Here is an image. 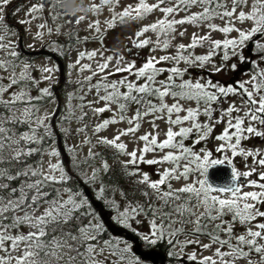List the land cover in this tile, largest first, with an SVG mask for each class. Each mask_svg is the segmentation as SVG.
Returning a JSON list of instances; mask_svg holds the SVG:
<instances>
[{"label": "snow or ice", "instance_id": "obj_1", "mask_svg": "<svg viewBox=\"0 0 264 264\" xmlns=\"http://www.w3.org/2000/svg\"><path fill=\"white\" fill-rule=\"evenodd\" d=\"M76 2L78 6L69 12L62 0H36L28 7L27 18L18 22L29 26L26 31L33 41L67 56L68 76L75 72L79 77L70 81L76 89L67 95L60 130L65 136L73 131L83 136L68 151L85 184L95 186V199L107 205L115 213L111 219L131 229L149 252L166 241L173 249L169 256H183L190 264H264V149L245 143L264 139V0ZM10 3L0 0V264H148L147 253L134 255L132 243L108 234L90 199L69 186L72 177L61 162V152L49 143L54 113L40 110L42 102L55 101L54 89L51 83L38 87L43 81L59 83V67L23 58L20 40L9 39L18 37L17 31L4 23ZM105 11L109 15L101 20ZM157 12L159 17L127 37L133 59L104 45L108 31L140 23ZM184 25L203 34L193 32L189 43H174L186 36ZM212 33L222 38L214 39ZM60 37L67 38L65 43H60ZM89 41H98L100 47L83 49ZM27 47L43 50L34 44ZM145 48L149 55L140 57L139 50ZM197 48L206 51L196 54ZM73 51L75 60L70 57ZM157 51L164 54L157 56ZM232 59L250 65L244 73L248 79L224 84L210 75L185 78L190 77V69L211 75L229 68L235 72L238 64H228ZM34 70L39 78L33 76ZM86 71L90 74L82 75ZM33 88L38 89L35 96ZM89 95L92 99H86ZM132 105L135 110L129 116ZM106 112L110 116L100 119ZM73 121L78 125L74 130ZM157 121H163L166 130L159 129ZM144 122L151 130L137 136ZM120 123L127 127L116 130L112 138L99 135ZM221 124L214 151L222 156L213 158V150L196 146L206 145ZM126 136L136 145L131 151L122 140ZM189 140L191 144L186 143ZM85 146L86 155L78 158L77 149ZM97 146L113 150L114 158L127 157L117 163L134 186L131 195L142 196V201L129 200V193L104 183L102 177L111 165L95 150ZM238 156L243 158L244 170L234 165ZM141 164L158 166V178L152 179ZM217 166L230 170L229 183L209 182V170ZM181 181L180 187L174 186L173 182ZM109 191L119 192L126 202L123 207L109 198ZM141 218H148L146 232L133 227ZM237 224L243 228L239 234ZM191 246L194 250L185 252Z\"/></svg>", "mask_w": 264, "mask_h": 264}, {"label": "rangeland", "instance_id": "obj_2", "mask_svg": "<svg viewBox=\"0 0 264 264\" xmlns=\"http://www.w3.org/2000/svg\"><path fill=\"white\" fill-rule=\"evenodd\" d=\"M34 2H36V0H12V3H10L8 5V7H7L6 11H5V21H4V23L6 25H8L10 29H14L18 33V37H13V36L10 35L9 39L16 40L18 38L20 40V48L24 49L26 51H32V50H29L27 46L29 44H34L35 48H37V49L43 48L44 51L51 52L48 48L43 47L40 44V42L33 41L31 39V37L28 35V33L26 31V29L29 27L28 25H22V24H20L18 22L21 19L27 18L26 17L27 9ZM85 2L87 3V0H85ZM135 2H136V0H122V3L125 4V5L128 4V3H135ZM17 8L20 9L19 12H16ZM119 10L120 9L117 8V11H119ZM195 10L196 9H192V11H195ZM45 15H47V13H45ZM108 15H109V13L107 11H105L99 18L101 20H103ZM160 15L161 14L157 12V13H154V14L148 16L146 19H144L140 23H132V24H129V25H126V26H117L114 30H110V31L107 32L106 38L103 41L104 45H106L109 50L116 49L127 60L133 59V56L129 55L128 49L131 48V44H130L129 40L127 39V37L132 35L135 32V30H137L142 24H148L150 22H153ZM38 22L39 21H37L36 23H38ZM215 22L216 23H220L219 20H216ZM49 23H51V21H49ZM183 27L187 28L186 36L184 38H182V39L181 38H177V40L174 41V43H180V42H183L185 44L189 43L190 36H191V34L193 32H197V33L203 34L201 29L195 28L193 26L184 25ZM80 28L82 29L81 32H80V35L84 36L86 34L85 31H83V29L85 28V25L82 24L80 26ZM32 31L33 32L36 31L35 23L32 25ZM148 35L152 36V39H155L154 34L149 33ZM231 35L235 36L236 33H232ZM212 37L214 39L222 38L221 34H219V33H212ZM53 38H55V37H53ZM60 38H64V37H60ZM99 47H100V43L98 41H89V42H87L86 44H84L82 46L83 49H87V50H92V49H96V48H99ZM169 51H174V49H170ZM205 51H206L205 48H197V49H195V53L196 54H203ZM35 52H40V51H35ZM133 52H135L134 49H133ZM107 54H111V51H109ZM161 54H164V53H162L160 51H157L155 53V55H157V56H159ZM244 54L246 56L251 54L253 57H255V53H248V51H245ZM37 55L39 57L33 59L30 62H32V63H34L36 65H43V64H49V65L55 64V65H58L57 62L50 55H44V54H40V53H37ZM148 55H149V48H145V49L139 50V56L140 57H146ZM70 57H71V60H75L76 52L73 51L70 54ZM48 58H50V59H48ZM215 59H216L217 62H219V57H217ZM69 62H70L69 58L67 56H65L63 61H62V63H63V65H62L63 81L64 80H76V79L79 78L76 75L75 72H73L71 77L68 76V72L70 70L67 69V64ZM82 62L87 63L88 61L85 60V61H82ZM136 62H137V65L140 64V60L139 59H137ZM232 63H237L238 67H239V63H238V61L236 59H232V60H230L228 62L229 65H231ZM181 66H183V65H181ZM261 66H264V63H262ZM190 73H191L190 77L186 76L185 78L196 79V78H199L201 76H204V77L207 78L210 75V78L214 82L215 81H220L221 83H224V84L232 83V82H234L236 80H244V79H248L249 78L247 75L244 74L245 73L244 71H241L240 69H238L237 71L233 72V71L230 70V68L228 70H225V71H223L221 73L214 74V75L209 74L206 70H199V69H190ZM89 74L90 73L86 71L82 75L86 76V75H89ZM164 75H167V73H165ZM33 76L36 77V78H39L40 73L38 71L34 70L33 71ZM112 78H118V77H112ZM56 79L58 81L60 80V69H59V74L56 77ZM95 79L96 78H94L93 82H95ZM49 83H51L53 89L55 87H57V85H58V83H56L55 80L51 81V82L43 81L39 85L41 86V88H43V87L49 86ZM86 99H92V96L89 95ZM229 99L230 100H237V97H230ZM76 102L77 101H72L73 104H75ZM168 102L171 103L172 102L171 99H169ZM57 106H58V103L56 101H51L48 105L42 106L40 110H41L42 113L45 112V111L49 112V114H53L54 113V116L49 121V123L52 121L54 129H56L58 131H61L60 130L61 129V123H62L61 116L65 112V110H66V108L68 106V101L66 102L65 105H63V112L62 113L59 110V108H61V107H58V110H57ZM97 106H101V105H97ZM185 106H189V105L186 104ZM224 106L227 107V104H225ZM134 110H135V105H132L131 108L129 109V113H128L129 116L133 114ZM55 111H56L57 115L55 114ZM55 116H57L58 118H56ZM108 116H110V113L106 112V113L101 115L100 119H103V118L108 117ZM200 119H201V121H203L205 118L201 117ZM94 122H95V118H93V123ZM156 123L159 125V129L166 130V125H165V123L163 121H157ZM65 126H68V125H65ZM76 127H78V125H77V123L75 121H73L72 124H71V128L74 130ZM125 127H127V125L125 123L112 125L108 129L102 131L99 135L105 136V137H108V138H112L113 135L115 134L116 130L122 129V128H125ZM223 127H224V124L216 126L214 132L212 133V137L213 138L209 139L207 141L206 145L205 144L197 145L196 146L197 149H199V147L206 146L207 148L213 150V154H214L213 158H220L222 156V154H217L214 151L215 147L219 143V142L215 141L214 136L216 134H219L222 131ZM149 130H151L150 124L147 123V122H144L142 124L141 129L139 130V132H137L136 135L139 136V135L143 134L145 131H149ZM89 136H91V132H89ZM63 137H64V141H65V147L64 148H65L66 154H67L68 159H69L68 161L73 160L72 153H70L68 151V149L70 147H74L76 145H79L81 143L82 139H83V136L82 135H77L75 133V131H73V133L71 135H68V136H65V134L63 133ZM163 138H164L163 135H161L159 137V139H161V140ZM93 140H94V138H93ZM122 140L125 143H127L128 151H131L134 147H136V145L134 143L129 142V137H127V136L126 137H122ZM186 143L187 144H191V141L189 140ZM245 143L248 146H253V147L259 146L261 149H264V139H261V138L250 139L249 141H247ZM141 144H142V142H141ZM52 145H54L57 148V150H58L56 142H54ZM77 152H78V158L83 157L87 153V146L83 147L82 149H77ZM149 158H151V154H149ZM45 159H47V157H45ZM60 159H61V157H60ZM123 159H127V157L119 156V160H123ZM61 162H62V160H61ZM250 162L251 161H250V158H249L248 163H250ZM234 165L238 169L244 170L245 165H244L243 158L239 157V156L236 157L234 159ZM165 166H167V165H165ZM157 167L158 166H147V165H144V164L140 165V168H142L143 171H146V172H149V173L152 174V176H151L152 179H157L158 178L157 175H156ZM173 183H174L175 187H180L181 184L183 183V181H181L179 183H177V182H173ZM245 190H249V189H245ZM115 199L121 204V207H123L124 204L126 203L119 196L115 197ZM226 219H227V217H226ZM141 220H142V222L139 223V224H135L134 223L133 227L136 228L140 232L148 231L149 230V225H148V222H147L148 218H141ZM24 230L27 231V229H24ZM242 231H243V228L240 225L237 224L236 227H235V232L237 234H239ZM181 239H183V237H181ZM204 242H208L206 238H204ZM194 248H195V246L188 247V248L185 249V252H191V251L194 250ZM196 250L200 251L199 249H196ZM203 254L204 255H209L210 253L207 252V251H204ZM175 257L177 259H179V263L178 264H190V262H188L183 256L177 255ZM240 264H244V262L241 261Z\"/></svg>", "mask_w": 264, "mask_h": 264}, {"label": "trees", "instance_id": "obj_3", "mask_svg": "<svg viewBox=\"0 0 264 264\" xmlns=\"http://www.w3.org/2000/svg\"><path fill=\"white\" fill-rule=\"evenodd\" d=\"M82 36V35H81ZM55 39V38H53ZM66 37L64 38H59L60 43H65L66 41ZM249 47L251 48L252 45H249ZM22 52L23 58L25 60L28 61H32L33 59L39 57L37 55V53H35V51H26L24 49H19ZM53 53V52H52ZM249 53V52H248ZM254 53V52H253ZM61 61H63L64 57H61L60 55L54 53ZM45 55V54H44ZM250 65L248 63H244V64H239L238 69H240L241 71H244L249 69ZM70 81L73 80H64L59 86L56 87V89L54 90V95H55V101L58 103L59 110L61 111V113L63 112V105L66 104L67 102V95L71 92H73L76 89V85L71 83ZM39 88H41V86H38ZM38 94V89L37 88H33L31 89V95L35 96ZM50 101L47 102H42V106L48 105ZM41 106V107H42ZM58 107V106H57ZM60 113V114H61ZM56 114V111H55ZM57 115V114H56ZM56 118H58L57 116H55ZM50 125H52L53 127V136L52 138L49 140L50 144H53L54 142H56V144H58V140L60 141V144L62 146V148L65 150V141H64V137H63V133L61 131H58L56 129H54V126L52 124V121L50 122ZM58 146V145H57ZM97 152L102 153V156L104 159H106L108 161V163L111 165V171L105 175H103V181L104 183L110 188H119V189H123L126 193H129L128 199L132 200H143L144 198L142 196L136 195L135 197H133L131 195L132 193V189H133V185L129 182L128 178L122 174V170L120 165L117 163V161L119 160V156H116L114 158L113 155V150L108 149V148H104V147H100L97 146V148L95 149ZM66 152V151H65ZM38 159V157H33L32 160H36ZM31 162V161H30ZM62 164L64 165V163L62 162ZM97 165H99V162H97ZM65 166V165H64ZM66 170L69 172V174L71 175L72 179L69 182V186L72 187L75 190H79L82 191L84 194V190L85 188L89 189L90 192L92 193V197L95 199L94 196V192H95V186L91 185V184H85L83 176L80 172V170L75 167L73 160L68 161V165L65 166ZM107 195L109 196V198H115V197H120L119 192H115V194L112 191H109L107 193ZM121 198V197H120ZM96 200V199H95ZM97 201V200H96ZM101 204L102 207V211L103 212H108L110 214V220L115 223L111 217L113 215H115L114 212H112L107 205H105L102 201H98ZM94 207V206H93ZM95 211L101 216V212L100 209H96L94 207ZM102 217V216H101ZM103 220V218H102ZM104 221V220H103ZM105 223V222H104ZM118 225V224H117ZM107 227V226H106ZM108 229V228H107ZM130 232H132V230H129ZM133 233V232H132ZM108 234L112 235L108 229ZM134 234V233H133ZM135 235V234H134ZM118 237L125 239L126 241H128L126 239L125 236L123 235H119ZM138 237V236H137ZM139 238V237H138ZM140 241V247L142 250H148L144 245L143 242L139 239ZM129 242V241H128ZM151 250H155L157 252L160 253H165L166 254V259H167V264H178L179 263V259H177L175 256H169L168 253L170 251H172L173 249L166 243V241H161L159 242L158 245L156 246H152ZM134 254V253H133ZM135 255V254H134ZM148 264H150V262L148 261Z\"/></svg>", "mask_w": 264, "mask_h": 264}, {"label": "water", "instance_id": "obj_4", "mask_svg": "<svg viewBox=\"0 0 264 264\" xmlns=\"http://www.w3.org/2000/svg\"><path fill=\"white\" fill-rule=\"evenodd\" d=\"M35 53L50 55L57 62L59 69H60V80H59V83L57 85V86H59L63 81V76H62L63 75V72H62L63 63H62V61L52 52L42 50L40 52H35ZM55 89H56V87L54 88V90ZM58 107H59V105H58ZM58 107H57V110H58ZM57 145H58L57 146L58 150L61 152V160L64 163V165L67 166L69 159H68V156H67L65 150L62 148L59 140H58ZM230 180H231L230 170L227 169L225 166H217L216 168L209 170V182L211 184H213V186L227 184L230 182ZM84 192H85V195L92 202V205L96 209H100V211H102L101 204L92 197V193L90 192V190L85 188ZM101 216H102L107 228L109 229V231L112 235H115V236L124 235L126 237V239L130 243L133 244V250H134L133 253L135 255L147 253L148 256L150 257V259L148 260L150 262V264H167V259H166L165 253H160V252H157L155 250H151L150 252L148 250H142L140 247L141 245H140L139 238L136 235H134L128 229H125L120 225L114 224L109 219L110 214L108 212L102 211Z\"/></svg>", "mask_w": 264, "mask_h": 264}, {"label": "clouds", "instance_id": "obj_5", "mask_svg": "<svg viewBox=\"0 0 264 264\" xmlns=\"http://www.w3.org/2000/svg\"><path fill=\"white\" fill-rule=\"evenodd\" d=\"M63 7L66 11L72 12L78 6L76 0H62Z\"/></svg>", "mask_w": 264, "mask_h": 264}, {"label": "flooded vegetation", "instance_id": "obj_6", "mask_svg": "<svg viewBox=\"0 0 264 264\" xmlns=\"http://www.w3.org/2000/svg\"><path fill=\"white\" fill-rule=\"evenodd\" d=\"M128 230H130V229H128ZM124 236V235H123Z\"/></svg>", "mask_w": 264, "mask_h": 264}]
</instances>
